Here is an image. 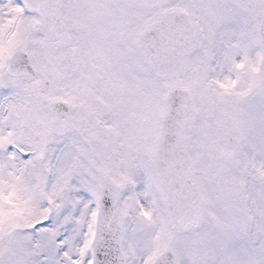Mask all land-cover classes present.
I'll list each match as a JSON object with an SVG mask.
<instances>
[{"label":"snow or ice","instance_id":"1","mask_svg":"<svg viewBox=\"0 0 264 264\" xmlns=\"http://www.w3.org/2000/svg\"><path fill=\"white\" fill-rule=\"evenodd\" d=\"M136 86L200 109L183 163ZM0 219V264H264V0H0Z\"/></svg>","mask_w":264,"mask_h":264},{"label":"water","instance_id":"2","mask_svg":"<svg viewBox=\"0 0 264 264\" xmlns=\"http://www.w3.org/2000/svg\"><path fill=\"white\" fill-rule=\"evenodd\" d=\"M170 108H171V103L169 101V112L165 122L164 123V128L166 131L174 133L175 136V147H174V161L176 164L183 163L185 159V152H186V134L187 132L192 131L193 129V124L195 120V110H194V105L191 103V101H187L183 104L181 107L180 111L178 112L177 115L171 116L170 115ZM238 134L239 130L238 128L234 127L228 130V132L224 135L226 141L228 143H235L238 141ZM160 152V150H159ZM159 152L156 157V163L159 162L160 160V155ZM100 230L103 231V221L101 219V224H100ZM102 241V237L100 238ZM100 241H98L99 243Z\"/></svg>","mask_w":264,"mask_h":264},{"label":"rangeland","instance_id":"3","mask_svg":"<svg viewBox=\"0 0 264 264\" xmlns=\"http://www.w3.org/2000/svg\"><path fill=\"white\" fill-rule=\"evenodd\" d=\"M148 93L151 94V92H148ZM166 101H167V99H166ZM154 103H155V109L158 110L157 102L155 101ZM197 110H198V115H199L200 109L197 108ZM233 123L239 125L238 121L233 119V117L230 116L228 113H225L222 117V124L219 128L214 129L210 124H206L204 129H203V136L205 137V139H207L209 141V143H208L209 149L211 151L219 153L220 159L217 162V170L221 173L226 172L228 161H230L235 155L234 151L229 149L225 145V143L223 142V139H222L223 131L226 130L227 127ZM149 124L150 125H156V124H154V122L152 120H150ZM189 137H190V135H189ZM189 137H188V139H189ZM154 146H155V144L148 145V147L146 149L147 155L149 156V159L151 161H152L151 155L153 154V153H151V150H152V147H154ZM31 179H32V176H31ZM34 184H36V189H35V194L32 196V209H33V211H35L36 207L38 206L39 200L43 197L42 193L39 191H42L44 194L43 187L41 186L42 182L34 183ZM0 229H1V225H0Z\"/></svg>","mask_w":264,"mask_h":264},{"label":"flooded vegetation","instance_id":"4","mask_svg":"<svg viewBox=\"0 0 264 264\" xmlns=\"http://www.w3.org/2000/svg\"><path fill=\"white\" fill-rule=\"evenodd\" d=\"M94 19L90 12L87 10L82 12L81 16V24L85 27L89 32L94 31ZM122 96H134L136 98L137 106L140 108L141 112L145 117H148L149 112V93L145 91L142 87L136 86L132 88L124 89L121 93ZM161 113L164 114V106L161 107Z\"/></svg>","mask_w":264,"mask_h":264}]
</instances>
